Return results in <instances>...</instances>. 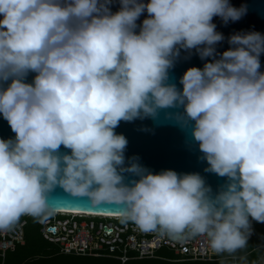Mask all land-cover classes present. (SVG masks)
I'll list each match as a JSON object with an SVG mask.
<instances>
[{"label": "clouds", "instance_id": "9594fccd", "mask_svg": "<svg viewBox=\"0 0 264 264\" xmlns=\"http://www.w3.org/2000/svg\"><path fill=\"white\" fill-rule=\"evenodd\" d=\"M111 2L0 0V114L15 133L0 139V230L50 215L59 186L93 205L122 207L121 219L143 232L206 236L215 252L245 247L249 217L264 223V35L236 33L216 59L224 36L213 17L238 21L244 6L120 0L113 13ZM180 49L213 57L187 69L182 90L167 82ZM180 107L166 116L182 127L194 122L205 171L228 178L214 196L198 173L153 174L136 158L125 164L119 123ZM124 173L138 179L126 183Z\"/></svg>", "mask_w": 264, "mask_h": 264}, {"label": "water", "instance_id": "95a60500", "mask_svg": "<svg viewBox=\"0 0 264 264\" xmlns=\"http://www.w3.org/2000/svg\"><path fill=\"white\" fill-rule=\"evenodd\" d=\"M144 3L149 0H143ZM229 3L236 8L244 6L245 14L238 21L229 20L225 23L220 17H213L212 23L216 25V31L224 36V40L215 45L216 59L219 54L228 50L230 45L229 37L236 33L257 32L264 35V0H229ZM111 12L115 13L120 10V0H112L108 6ZM148 17V13L143 12L137 19V28L139 33L143 20ZM2 19V17H0ZM213 57L200 58L199 53L195 50L180 49L179 55L174 59V65L169 69L168 83L175 84L178 90H182L183 85L180 79L187 69L191 67L203 68L205 62H211ZM260 69L264 72V52L259 56ZM36 76L35 72H29L24 79L25 83L31 84ZM11 83V80L4 83V87ZM183 108H170L159 110L155 118L146 117L137 118L133 121H121L115 128L117 134L126 137L128 144L125 149V164L127 165L132 158L153 174H158L164 170H173L178 174L198 173L204 180L205 184L212 189L214 196L222 190L228 181L227 177L218 176L215 173L205 171L209 167L204 154L199 149V144L192 136V126L194 122H189L187 126H181L173 118H168L166 113L182 112ZM15 133L11 130L7 120L0 114V139H14ZM61 153H69L70 149L63 146L60 148ZM125 182L138 179L130 173H124ZM48 203L53 210L57 212L70 213L69 211H82L91 214L117 216L121 215L123 209L115 204L103 203L93 205L87 197H73L64 192L57 186L49 194ZM264 264V255L260 260Z\"/></svg>", "mask_w": 264, "mask_h": 264}, {"label": "built area", "instance_id": "2783aa9c", "mask_svg": "<svg viewBox=\"0 0 264 264\" xmlns=\"http://www.w3.org/2000/svg\"><path fill=\"white\" fill-rule=\"evenodd\" d=\"M250 241L255 234L254 220L249 217ZM39 234L48 243L55 244L59 253L77 256H108L120 264L131 260L158 259L157 251L165 249L180 262H215L228 260L229 264H242L238 256L220 257L208 238L202 235L173 239L158 232H143L132 222H124L121 216L98 214L51 212L37 218ZM26 219L22 216L8 230H0V259L25 242ZM264 227V223H263Z\"/></svg>", "mask_w": 264, "mask_h": 264}, {"label": "rangeland", "instance_id": "374dc122", "mask_svg": "<svg viewBox=\"0 0 264 264\" xmlns=\"http://www.w3.org/2000/svg\"><path fill=\"white\" fill-rule=\"evenodd\" d=\"M255 234L253 238L247 242L246 246L234 252H224L220 257L227 255H242L245 256L260 246H264V227L263 223L254 220ZM30 224V223H29ZM32 225V224H31ZM34 227V225H33ZM58 247L55 244H48L42 239H37L30 245H19L15 253L7 254L8 264H119L117 260L108 256L92 257V256H77L70 254H62L58 252ZM262 251L258 254L261 256ZM252 257H248L245 261H250ZM1 260V259H0ZM3 261V260H1ZM228 261L219 260L212 264H227ZM242 264L244 261L242 260ZM191 264V263H186Z\"/></svg>", "mask_w": 264, "mask_h": 264}, {"label": "trees", "instance_id": "16d2710c", "mask_svg": "<svg viewBox=\"0 0 264 264\" xmlns=\"http://www.w3.org/2000/svg\"><path fill=\"white\" fill-rule=\"evenodd\" d=\"M24 218L26 219V222H27L26 227H25V242H24V245H26L27 243L32 245L35 242V240H37V239H42L44 242L48 243L39 234V227H38V225L36 223L37 218L31 217V216H24ZM33 225H34V227H33ZM48 244H50V243H48ZM17 247H16V249H17ZM16 249H14V251H12V252L15 253ZM58 252H59V250H58ZM8 253H10V252H8ZM259 253L260 252H258L255 255L256 256L255 258L258 257ZM7 254H6V256H5L3 261L0 260V264H8L7 263ZM157 256L159 257L158 259L131 260V261L127 262L126 264H186V263H191V264H212L213 263V262H189V261L180 262V261H174V260L178 259L177 256L174 255L173 253L165 250V249L158 250L157 251ZM227 256H233V255H227ZM236 256H240V255H236ZM242 260L244 261V264H250V261H245V259H243V258H240V262L241 263H243ZM224 261H228V260H224ZM227 264H229V261L227 262Z\"/></svg>", "mask_w": 264, "mask_h": 264}, {"label": "flooded vegetation", "instance_id": "af4514ba", "mask_svg": "<svg viewBox=\"0 0 264 264\" xmlns=\"http://www.w3.org/2000/svg\"><path fill=\"white\" fill-rule=\"evenodd\" d=\"M261 251H262L261 256H258L257 258H255L256 257L255 255ZM263 255H264V246H262V247L260 246L258 249L254 250L250 253H247L245 256L240 255V257L243 259H246L248 257H252V259H250V264H260V260L263 257Z\"/></svg>", "mask_w": 264, "mask_h": 264}, {"label": "bare ground", "instance_id": "6f19581e", "mask_svg": "<svg viewBox=\"0 0 264 264\" xmlns=\"http://www.w3.org/2000/svg\"><path fill=\"white\" fill-rule=\"evenodd\" d=\"M53 211H55V212H57V210H53ZM65 212V211H64ZM70 213H81V214H91V213H88V212H82V211H69ZM106 216H108V215H106ZM119 216H121V215H119Z\"/></svg>", "mask_w": 264, "mask_h": 264}, {"label": "crops", "instance_id": "0c3cea01", "mask_svg": "<svg viewBox=\"0 0 264 264\" xmlns=\"http://www.w3.org/2000/svg\"><path fill=\"white\" fill-rule=\"evenodd\" d=\"M233 256H236V255H233ZM238 257H240V256H238Z\"/></svg>", "mask_w": 264, "mask_h": 264}]
</instances>
